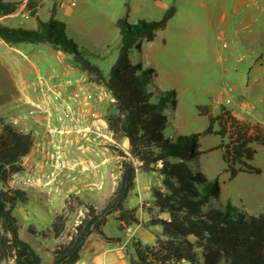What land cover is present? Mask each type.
<instances>
[{
    "label": "trees",
    "instance_id": "1",
    "mask_svg": "<svg viewBox=\"0 0 264 264\" xmlns=\"http://www.w3.org/2000/svg\"><path fill=\"white\" fill-rule=\"evenodd\" d=\"M19 5L0 0V18L15 14ZM40 8L38 0H27L29 16L37 21L36 30L0 24V40L9 47L45 44L66 55L89 82L109 92L113 103L104 121L116 142L125 139L128 143L126 153L116 150L119 178L103 204L70 194L48 228L27 227L28 234L42 241L66 236V241L47 250L52 258L50 264H76L93 234L112 241L103 232L110 218L125 227L160 228L152 244L130 238L131 251L125 250L127 264H264V212L249 215L229 202L214 207L212 201L219 196L217 180H208L189 166L203 153L199 150V137L215 134L221 142L213 149L221 151L230 179L242 172L259 173L251 165L256 154L252 146H264V124L237 119L224 106H220L216 117L208 107H200L199 114L209 120L204 131L168 136L166 110L169 104L175 108V93L150 89L153 70L130 59L132 51H141L143 41L154 40L156 32L175 14V8L170 6L159 21L130 24L128 11L119 18L115 24L120 34L117 56L106 74L67 37L66 24L55 18L54 10L47 21H42L36 16ZM32 146L29 133L0 117V264H41L36 249L20 238L18 220L13 214L29 202L28 194L13 186L12 179L23 171V158ZM138 170L159 177V183L151 187V202L141 206L146 221H140L136 208L126 206L135 190ZM78 212L82 214L78 222L68 229L72 215Z\"/></svg>",
    "mask_w": 264,
    "mask_h": 264
},
{
    "label": "rangeland",
    "instance_id": "2",
    "mask_svg": "<svg viewBox=\"0 0 264 264\" xmlns=\"http://www.w3.org/2000/svg\"><path fill=\"white\" fill-rule=\"evenodd\" d=\"M71 1L72 7L67 5ZM61 2L63 7H60ZM247 4L238 0H38V5L47 9L40 8L39 19L46 21L47 13L54 10L55 18L66 24L67 37L104 74L117 56L120 34L115 24L119 18L128 11L130 24L142 20L159 21L170 6L175 8V14L156 32L154 40L142 42L141 51L134 50L130 55L134 64L141 63L144 68L153 70L150 89L158 87L163 92L175 93V108L169 104L166 110L168 136L204 131L209 120L206 115L199 114L200 107H208L216 117L220 106H224L232 114H239L240 119L264 124V2L259 1L258 7ZM3 25L37 29L35 17L22 18L19 14L5 19ZM15 48L18 51L0 41V117L5 120L18 113L14 88L20 81L32 88V84L39 86L38 76L56 85L67 79L61 78V73L68 67L63 68L55 59L57 53L50 46L19 44ZM70 72L69 79L81 76L75 69ZM226 99L230 100L228 105ZM242 104L248 105L246 109H241ZM103 106L102 119L112 103L106 102ZM15 128L20 130L18 126ZM217 129L215 124L214 130ZM220 142L219 135H201L199 150L203 153L189 163L192 170L201 172L208 180H217L219 196L212 205L220 207L229 202L253 216L264 212V146H252L256 154L251 165L259 173L242 172L230 179L221 151L213 149ZM88 149L94 152V158L90 156L85 161L105 165L104 176L116 183L119 178L116 150L127 152L126 145L115 141V144L107 143L99 148L90 144L86 151ZM73 151L78 150L74 147ZM137 175L138 189L126 202L131 208L139 202H149L150 187L159 183L156 173L138 170ZM26 190L29 203L13 211L18 220V233L39 253L41 264H50L52 258L47 250L66 241V236L42 241L28 234L27 227L48 228L62 207L63 193ZM80 215L81 212L72 215L68 229L73 228ZM103 232L112 241L91 235L76 264H127L125 250L131 251L130 238L150 243L154 235L153 229L121 226L113 218L108 220Z\"/></svg>",
    "mask_w": 264,
    "mask_h": 264
},
{
    "label": "built area",
    "instance_id": "3",
    "mask_svg": "<svg viewBox=\"0 0 264 264\" xmlns=\"http://www.w3.org/2000/svg\"><path fill=\"white\" fill-rule=\"evenodd\" d=\"M258 7L259 1L243 0ZM27 0L22 2L16 12L28 18ZM60 3V7H63ZM68 6H74L71 1ZM38 85L32 84L34 97L22 104L16 103L17 114L9 115L6 122L18 126L20 131L29 133L33 140L32 151L35 160L25 167L21 177L14 175L12 185L22 190L41 189L59 193L67 180H74L69 157L76 147L85 152L92 144L99 148L107 143L115 144L108 131L100 110L106 102L113 99L105 88L76 89L68 96L51 87L38 76ZM230 100L226 99L225 104ZM248 105L242 104V109ZM86 146V147H85ZM85 170L89 163H84ZM87 166V167H86Z\"/></svg>",
    "mask_w": 264,
    "mask_h": 264
},
{
    "label": "crops",
    "instance_id": "4",
    "mask_svg": "<svg viewBox=\"0 0 264 264\" xmlns=\"http://www.w3.org/2000/svg\"><path fill=\"white\" fill-rule=\"evenodd\" d=\"M7 1H11V2H19V1H21V3L24 2V0H7ZM238 1L241 4H245V2L243 0H238ZM247 5L254 7L253 4H247ZM232 7L234 9L235 6L232 5ZM41 9L45 10L46 8H44V5H43V8H41ZM41 9H38V11L36 13V16L38 18H39V12H40ZM47 14H48V17H49L50 14L49 13H47ZM15 15H16V13L13 14V15H10V16H6V17L0 18V24L3 25L5 19L10 18V17L15 16ZM143 42H145V41H143ZM4 45L6 47H8L9 49H11V48L12 49H16L15 47H17V45L13 46V47H9L6 44H4ZM32 45H45V44H32ZM55 52L57 53V54H55V59H57L60 62V64L63 66V68L68 67V69H64L63 72L61 73V78H64V79L67 78V79L61 85H56L53 82L52 83L47 82L48 85H50L51 87L59 90L64 96H68L71 92H73L76 89L88 90V89H91V88H102V89L104 88L101 85H96V84H93V83L89 82L88 78H87V75L82 73L77 68H75L69 62V58L66 55H64L63 53L58 52V51H55ZM73 69H75V70H77V71H79L81 73V76L79 78L69 79V78H71V75H72L70 71L73 70ZM67 88H68V90H67ZM14 94L16 96L15 103L26 102L28 99H32V97H33L32 88H30L26 84L21 83V81H20V83L17 84V88H14ZM233 116H235L237 119H240L239 118V116H240L239 114L238 115L233 114ZM241 120H243V119H241ZM244 121H247V120H244ZM122 142H123V144L126 145V149H128L127 140L123 139ZM93 153L94 152H92V151H90V149H88L87 151L82 152V153H80V151H76V152L73 151L72 154L70 155L69 162H70V164H72V170H73L72 174L76 178L74 180H67L65 186L59 192V193H63V197H62L63 204H62L61 209L58 212H60L62 210V208L64 206V200L70 194H75V195H77V196H79L81 198H85V199L91 200V201H93L95 203H98V204H103L105 202V200L112 193L116 183L115 182L112 183L110 180H108V178L106 179V177L104 176V173L107 172L106 166L105 165H100V164L92 165V164L89 163V161H85V158L87 159L90 156H91V158H94V154ZM34 160H35L34 154H33V151L31 150L29 152V154L23 158V167L25 168V167L33 164ZM84 163H89V165H88L89 167H88L87 170H85ZM137 174H138V171L136 173V178H135L136 187H135V190L132 193H136V191L138 189V185H137V177H138V175ZM21 175L22 174H17L16 176L21 177ZM110 184H112V185L110 186ZM108 186H109V190H107ZM151 187H150V191H151ZM30 190L39 191V192L44 191V190H41V189H30ZM24 191L27 193L28 190H24ZM132 193H131L130 196H132ZM29 201H30V196H29ZM150 202H151V199L147 203H150ZM147 203L139 202V203H137L136 207H134L137 210L136 211L137 212V216L139 217L140 221H146L147 220V215L142 211V208H141V206L143 204H147ZM138 207H140V208H138ZM138 210L142 214H144V216L140 215ZM58 212H56V213H58ZM120 225L122 226V224H120ZM138 226H135V227H138ZM139 227H141V226H139ZM148 228L149 229H153L154 235L152 236V240L150 241V243H144V244H152L153 241H154L155 235L160 232V230L157 228V226H149Z\"/></svg>",
    "mask_w": 264,
    "mask_h": 264
}]
</instances>
